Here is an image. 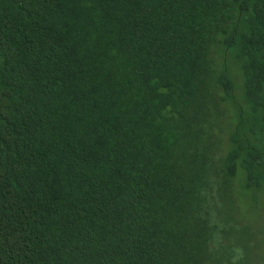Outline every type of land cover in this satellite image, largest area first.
I'll use <instances>...</instances> for the list:
<instances>
[{
	"label": "trees",
	"instance_id": "obj_1",
	"mask_svg": "<svg viewBox=\"0 0 264 264\" xmlns=\"http://www.w3.org/2000/svg\"><path fill=\"white\" fill-rule=\"evenodd\" d=\"M263 186L264 0H0V264H246Z\"/></svg>",
	"mask_w": 264,
	"mask_h": 264
},
{
	"label": "rangeland",
	"instance_id": "obj_2",
	"mask_svg": "<svg viewBox=\"0 0 264 264\" xmlns=\"http://www.w3.org/2000/svg\"><path fill=\"white\" fill-rule=\"evenodd\" d=\"M245 194L255 196V200L250 204L247 215L240 212V220L243 219L246 226L237 240L247 251L246 264H264V186L255 192L247 190Z\"/></svg>",
	"mask_w": 264,
	"mask_h": 264
}]
</instances>
